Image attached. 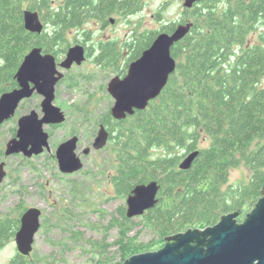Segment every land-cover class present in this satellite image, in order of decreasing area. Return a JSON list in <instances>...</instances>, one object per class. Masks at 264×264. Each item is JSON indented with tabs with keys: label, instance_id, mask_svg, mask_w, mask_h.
<instances>
[{
	"label": "trees",
	"instance_id": "obj_1",
	"mask_svg": "<svg viewBox=\"0 0 264 264\" xmlns=\"http://www.w3.org/2000/svg\"><path fill=\"white\" fill-rule=\"evenodd\" d=\"M25 1L0 0V96L17 87L14 74L31 48L38 47L59 62L71 47L68 34L73 30L88 36L82 28L92 17L135 6V0H103L100 5L96 0H63L56 7L51 0L24 5ZM24 10L40 13L41 34L25 30ZM189 14L193 27L171 49L177 67L159 97L146 110L118 123H110V113L105 115V124L117 128L111 143L114 173L110 178L116 197L126 198L138 184L157 181L160 185L158 204L142 216L156 238L142 244L130 237L134 219H127L121 206L109 223L119 230L118 239L96 245L102 256L96 264L116 258L122 264L132 255L162 247L166 236L213 226L230 212H240L236 220L241 222L260 198L264 187V0H202ZM170 25L163 29L167 34L175 29V23ZM156 35L145 31L138 37V51L123 57L109 49L94 62L125 73ZM203 142L208 145L202 148ZM195 151L198 155L191 167L181 170L182 161ZM241 164L249 169L250 179L230 186L229 172ZM21 214L0 218V246L19 230ZM110 247L117 249L108 256ZM39 261L18 254L9 264Z\"/></svg>",
	"mask_w": 264,
	"mask_h": 264
},
{
	"label": "rangeland",
	"instance_id": "obj_2",
	"mask_svg": "<svg viewBox=\"0 0 264 264\" xmlns=\"http://www.w3.org/2000/svg\"><path fill=\"white\" fill-rule=\"evenodd\" d=\"M30 1L33 0H26L24 5ZM62 2L51 0V5L56 7ZM183 2L142 0L140 12L130 19L131 25L126 22L125 26L118 20V26L108 28L103 34L123 41L133 29L139 33L156 30L160 27L157 15L162 13L164 19H175ZM95 28V24L88 22L82 30L89 33ZM77 37L75 30L68 34L71 43ZM127 55L123 54V57ZM94 61L88 58L80 67L65 72L64 80L55 86L54 104L64 112L66 122L58 128L44 127L50 136L48 151L30 159L22 155L5 157L3 153L7 142L15 137L20 117L33 110L42 116V98L37 95L23 102L14 118L0 127V163H4L6 173L0 185V218L13 219L20 211L24 213L30 208L41 211L40 230L33 239L30 253V257L40 259L39 264H96L102 258L96 251L98 243L109 245L119 236V230L110 227L109 223L121 206L126 210V199L116 197L110 183L114 173L112 146L102 152L92 151L88 156L82 154V149L92 141L95 123L110 113L114 103L107 93V83L116 76V72H112V68H102ZM72 134L82 137L77 150L84 166L80 172L68 176L60 172L55 150ZM199 145L203 148L208 144L203 142ZM250 176L249 169L241 164L229 172L227 182L230 186L244 185ZM134 224L130 237H135L142 244L155 240V232L144 224L142 217L135 218ZM14 240L13 236L0 246V264H9L18 255ZM107 249L106 254L111 256L117 248ZM119 260L116 258L109 264H117Z\"/></svg>",
	"mask_w": 264,
	"mask_h": 264
},
{
	"label": "water",
	"instance_id": "obj_3",
	"mask_svg": "<svg viewBox=\"0 0 264 264\" xmlns=\"http://www.w3.org/2000/svg\"><path fill=\"white\" fill-rule=\"evenodd\" d=\"M202 0H184V10L192 9ZM24 28L29 33L41 34L44 31L38 12L23 11ZM192 23L179 25L172 34H160L141 56L130 63L123 78L114 77L107 83V92L114 103L111 117L123 121L136 112L144 111L149 102L157 99L166 87L170 76L176 71L177 62L171 57V49L190 33ZM85 50L79 45L69 47L61 62L46 54L38 47L31 48L26 54L14 79L17 87L0 96V127L14 118L20 105L34 95L41 97L40 110L20 117L13 139L7 142L5 157L22 155L30 159L49 150V134L45 126H61L66 116L54 104L56 85L64 78L60 71L67 72L74 65L85 61ZM108 132L100 126L91 151H99L108 141ZM78 137L73 136L61 143L55 150L59 170L71 175L83 169V163L76 154ZM198 152L190 153L180 164L181 170L191 167ZM4 163H0V185L6 173ZM160 185L157 181L138 184L126 199L125 215L127 219L142 217L145 212L158 204ZM258 201L252 205L239 223L236 219L240 212L222 215L218 222L203 229L190 228L184 232L164 237L163 246L157 251L139 253L130 256L122 264H264V187ZM41 211L30 208L21 214L20 228L14 242L17 254L27 257L33 250L36 234L40 230Z\"/></svg>",
	"mask_w": 264,
	"mask_h": 264
},
{
	"label": "flooded vegetation",
	"instance_id": "obj_4",
	"mask_svg": "<svg viewBox=\"0 0 264 264\" xmlns=\"http://www.w3.org/2000/svg\"><path fill=\"white\" fill-rule=\"evenodd\" d=\"M96 2L98 5H100L103 3V0H96ZM140 5H142V0H135L134 10L126 9L125 11H123V10L116 11L115 13H113L109 16L104 15L101 17L100 16L92 17L89 22H92L93 24H95V27H96L94 29L95 31H93V30L89 31L88 36L82 35V34L86 33L85 31H76V35L78 37L74 43H71V47L75 46V45L81 46L85 50L86 59L92 58L94 60H95V58H98L99 55H101L105 52H108L109 49L110 50L114 49L116 52H120L122 54H126V53L128 54V53H133V52L138 51L139 45H136V44H138L137 40L139 41L138 37L142 36L145 33V31H143V33H139L138 30L133 29L132 31H129V33L125 36V39L123 41L120 39H117L115 37H110V36L106 37V36H104L103 32H105L108 28H114V27L118 26L119 25L118 20L123 21V23L126 24L125 26H127V23H128V25H131L132 21L130 19H132L138 15V12H140ZM192 9L184 10L182 7L181 12L177 14V17H175V19H171V20L164 19V16L162 15V13L158 14L157 16H158V19L160 22V27L156 30H151L150 32H156L157 33V35L155 37V39H156L160 34L165 33L163 29L165 26H169L170 22L175 23V29L179 25L188 24V21H190V19H191V18H189L190 14H191V13L189 14V11H192ZM124 24H122V25H124ZM170 26H171L170 28H173L172 25H170ZM172 33H170V34H172ZM151 44H153V42ZM146 49L147 48L142 47V49H140L139 52H144ZM90 55H91V57H90ZM86 59H85V61H86ZM59 62H61V60ZM129 65H130V63L128 64V66ZM80 66L74 65L69 71H71L75 67H80ZM121 66H123V65L121 64ZM128 66H127L126 70H128ZM126 70H125V73H121L122 72L121 70H120L121 72H116L115 77L123 78L127 73ZM64 78H65V73H64ZM64 78L62 79V81L64 80ZM108 95H109V93H108ZM109 97H110V95H109ZM105 121H107L106 117L104 119L102 118L100 122L95 123L96 126H95V129L93 132L94 135L91 138L92 141L90 140L88 146H86L85 148L82 149L83 156L89 155V152L87 154H84V153L87 149L92 148V145L94 143V140L96 138V135L98 134V131H99V128L101 125H103L105 127L106 131L108 132L109 137H108V141H107V144L105 145V147L102 148V150L95 151V153L96 152H102L103 150L107 149L108 146L111 147L110 145L114 140L113 138L116 136L115 134L117 132V128H115V127L113 128V126L106 125ZM114 121H116V120H114L112 118L110 123H112ZM112 125H114V124H112ZM51 127L52 128H58L56 126H54V127L51 126ZM96 127H98V129H97V132L95 133ZM73 136L78 137V142H77V149H78L82 137L79 135H76V134H72V136H70V138H72ZM77 149H75L76 154L80 158V155H79ZM80 160H81V158H80Z\"/></svg>",
	"mask_w": 264,
	"mask_h": 264
}]
</instances>
